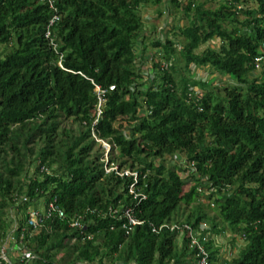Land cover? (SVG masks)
Listing matches in <instances>:
<instances>
[{
  "label": "trees",
  "instance_id": "trees-1",
  "mask_svg": "<svg viewBox=\"0 0 264 264\" xmlns=\"http://www.w3.org/2000/svg\"><path fill=\"white\" fill-rule=\"evenodd\" d=\"M247 1L169 0L186 25L151 43L149 79L141 8L162 0H0V245L14 211L27 264H196L187 232L158 228L209 224L243 239L224 261L207 237L209 264H264V0ZM191 66L234 84L194 80ZM41 200L65 217L32 229ZM126 210L141 224L128 230Z\"/></svg>",
  "mask_w": 264,
  "mask_h": 264
},
{
  "label": "rangeland",
  "instance_id": "rangeland-1",
  "mask_svg": "<svg viewBox=\"0 0 264 264\" xmlns=\"http://www.w3.org/2000/svg\"><path fill=\"white\" fill-rule=\"evenodd\" d=\"M199 1L205 2L206 7L211 9L217 8L220 2V0ZM246 7H254V3L251 0H248ZM141 15L144 20L145 39L142 44L137 46V52L139 55H143V58L139 61L141 70L147 78L152 79L153 72L151 70V65L161 61H159L160 58L158 57L156 48H154L151 43L153 41L164 40L166 38L173 39V32L176 27L186 25V19L183 16L181 8H175L169 0H162V2L158 5L143 6L141 8ZM218 45L219 41L213 40L202 46L200 50H203L206 47L214 48ZM1 49L2 46H0V50ZM190 76L194 80L201 81H209L210 79H213L214 85L218 87L234 84L227 77H224L216 72H212V70L208 67L198 68L191 66ZM62 126L68 129L74 128V125L67 120L63 121ZM168 163L172 166L179 165L184 167L183 159L178 157H175L173 160L171 159ZM32 171L33 168L29 170L30 174H32ZM183 176L185 177V174H183ZM210 214H212V212H210ZM10 215L11 213L8 215L7 219H10ZM207 227L210 229L209 224H207ZM208 233V237L213 239L215 246L218 249V256L224 261H228L231 257L235 256L239 248L243 245L242 237L240 235L233 236L228 230L220 235H214L209 230Z\"/></svg>",
  "mask_w": 264,
  "mask_h": 264
},
{
  "label": "built area",
  "instance_id": "built-area-1",
  "mask_svg": "<svg viewBox=\"0 0 264 264\" xmlns=\"http://www.w3.org/2000/svg\"><path fill=\"white\" fill-rule=\"evenodd\" d=\"M56 19L54 16L53 19L50 20L49 25L53 23V20ZM46 36H49V31L47 29ZM262 58L259 57L255 60L256 63H259ZM162 68H166V64L162 63ZM97 93V113H96V119L93 124H95L101 115V103H102V95L105 93L104 90H101L99 87L95 88ZM196 96L199 95V90L196 87H192L190 89ZM93 137L96 139V137L93 135ZM96 141L101 142L100 140L96 139ZM102 145L105 149V158L107 157V153L110 150V146L102 142ZM40 172L49 173V170L44 165H39ZM106 172L115 171L116 174L119 176H132L133 179L136 181L137 179V173L131 172L129 170L125 171H119L117 167L112 166L105 169ZM129 192L131 194H134L133 185L130 186ZM135 195V194H134ZM136 196V195H135ZM27 196H22L20 199L21 203L28 202ZM10 220L11 227L9 232L6 235L5 240L0 245V264H27L28 262L32 261L36 258L34 254H32L30 251H28L24 246V240H25V227H20V224L18 222V216L15 215L14 211H10ZM14 214V215H13ZM125 217L127 218V229L129 230L132 226L141 224V221L136 220L132 217L130 212L126 210L124 212ZM53 216H56L59 219H64L65 214L63 210L54 202H48L44 203V201H40V204L38 208H28L26 211V226L36 229L39 227L44 220H47ZM70 226L73 228H82V222L81 217L78 216L72 220L70 223ZM168 228L170 231L179 230L181 233L184 231L187 232L190 244L197 248V261L196 264H209L208 261V253L206 252L204 248V243L207 240L208 237V227L205 224H201L198 229H193L192 227L188 225H182L179 226L177 224H169V225H162L158 228V231L161 228ZM153 231H156L153 229ZM90 238V237H88Z\"/></svg>",
  "mask_w": 264,
  "mask_h": 264
}]
</instances>
